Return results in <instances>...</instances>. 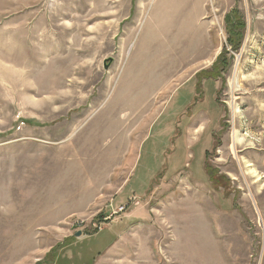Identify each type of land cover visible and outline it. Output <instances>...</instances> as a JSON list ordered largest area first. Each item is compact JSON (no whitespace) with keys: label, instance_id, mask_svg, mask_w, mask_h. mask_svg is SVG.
I'll list each match as a JSON object with an SVG mask.
<instances>
[{"label":"rangeland","instance_id":"1","mask_svg":"<svg viewBox=\"0 0 264 264\" xmlns=\"http://www.w3.org/2000/svg\"><path fill=\"white\" fill-rule=\"evenodd\" d=\"M0 264H264V0H0Z\"/></svg>","mask_w":264,"mask_h":264},{"label":"water","instance_id":"2","mask_svg":"<svg viewBox=\"0 0 264 264\" xmlns=\"http://www.w3.org/2000/svg\"><path fill=\"white\" fill-rule=\"evenodd\" d=\"M112 61H113V59H108V60L105 61V64H104L105 65V69H108L109 68V66H110L109 64L112 63ZM79 235L80 234H78V236Z\"/></svg>","mask_w":264,"mask_h":264},{"label":"bare ground","instance_id":"3","mask_svg":"<svg viewBox=\"0 0 264 264\" xmlns=\"http://www.w3.org/2000/svg\"><path fill=\"white\" fill-rule=\"evenodd\" d=\"M237 143H241L242 140H240L239 138L236 137V140H235Z\"/></svg>","mask_w":264,"mask_h":264}]
</instances>
